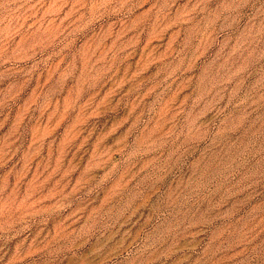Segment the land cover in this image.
<instances>
[{
	"label": "rangeland",
	"instance_id": "obj_1",
	"mask_svg": "<svg viewBox=\"0 0 264 264\" xmlns=\"http://www.w3.org/2000/svg\"><path fill=\"white\" fill-rule=\"evenodd\" d=\"M0 264H264V0H0Z\"/></svg>",
	"mask_w": 264,
	"mask_h": 264
}]
</instances>
